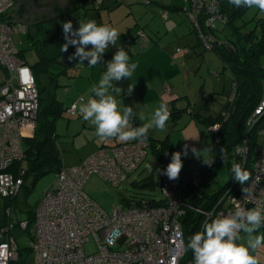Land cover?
Instances as JSON below:
<instances>
[{
  "label": "rangeland",
  "instance_id": "374dc122",
  "mask_svg": "<svg viewBox=\"0 0 264 264\" xmlns=\"http://www.w3.org/2000/svg\"><path fill=\"white\" fill-rule=\"evenodd\" d=\"M17 1L19 3L13 11H16L18 7L21 8L19 11L22 16L19 18L25 19L29 32L37 39L34 46H37L38 43L44 45L45 37L54 36L59 39L58 43L45 52L47 55L54 53L51 55L55 56L60 46L64 45L63 27L59 24L65 20H71L74 29L78 28L79 21L94 20L97 24L110 25L120 32V39L114 48L110 47L104 54L103 62L106 63L111 60L115 51L120 47L129 53V63L137 65L130 77L133 84V98L134 94L137 96L139 91L144 90L148 93L143 91L147 95L143 104L140 97L134 98L140 108L146 107V112L149 114L146 115L141 111L145 116L144 123L148 122L151 114L160 105L157 95L164 93L166 86H171L168 78L177 74V82H179L181 89L183 88L185 96L168 95L167 98H164L163 104H170L168 107L170 115L165 129L163 131L150 129L148 136L160 141L168 139L169 149L171 147V151H168L171 154L181 151L187 146L188 155H182V169L188 173L197 169L202 172L203 179L206 177L208 179L207 193H211L219 185H224L231 178L226 165L224 168L215 165L212 169H208L209 163H205L202 158L197 159L191 151L193 148L201 151L200 155L208 162L215 156V132L212 127L207 128L203 124L202 116L203 118L216 117L220 114L223 106L228 103L234 92L235 81L232 70L226 66L218 51L205 49L190 17L188 2L183 5L181 0H87V2L86 0H73V5L77 9L72 16L68 13L70 8L67 9V7L71 5L68 0ZM177 4L181 8L175 9L174 6ZM56 6L63 8L65 11L62 12H65L64 15L67 16L66 19L59 16L60 19L55 22H59L58 24L51 22V18L56 15L54 9ZM13 11L12 15L14 16L15 12ZM166 11L168 12L167 19L163 17V13ZM262 18H264V12L256 8L244 9L243 16L240 17L236 25L241 28L242 35L255 28H257L256 33L260 35L262 31L257 27V22ZM140 32L142 35H139ZM225 33L233 40L238 39L239 35L235 33L233 27L226 29ZM13 40L19 50H25L29 64H33L39 59L38 50L30 44L25 32L15 28ZM243 43L244 39L241 41V44ZM88 48L90 50L91 45ZM69 56H62V61L58 63L57 58H55V66L49 73V76L57 75L49 87L53 89V93L55 92L64 108L69 107L74 101L80 100L81 97L87 101L91 95L90 89L99 82L106 70L103 63L91 68L87 67V61L84 62L85 65L79 64L78 66L76 63L78 60L73 61L75 62L74 65L69 64L71 61ZM260 62L264 65V55ZM229 64L233 66L231 61ZM3 75L4 68L0 64L1 82ZM51 80L53 81V79ZM114 88L118 89L113 92L118 104L125 106L124 93H127L126 90L118 82H114ZM174 99H176L174 102L176 105L173 104L176 108L182 109L176 119L172 118L173 114L171 113L172 103L170 100ZM201 113H203L202 116L199 115ZM252 113L253 111L250 115ZM131 124L130 122V128ZM231 124L233 127L239 126V117L233 118ZM244 130L246 132L244 137L251 133L253 138H257L258 144L251 157V163L254 165L264 142V135L259 134L260 128H256L254 132L249 130L247 122L246 125L244 124ZM228 131L234 133L232 130ZM26 133L31 134L32 132ZM56 133L58 134L63 163L69 166L80 165L89 156L96 153L101 145H114L121 142L115 138L101 140L97 137L95 127L90 122L84 121L80 114H70L67 109H64L57 118ZM229 135L225 133L223 136V146L234 140V137H229ZM218 137L220 138V135ZM222 149L224 152L226 147ZM227 154L233 158L234 150ZM149 164L153 165L152 171L148 170ZM164 167L165 161H161L149 148L145 161L135 171L131 172L119 186H114L100 174L93 173L86 180L84 190L108 214H112L118 206L124 207L128 200H136L142 197L163 198L161 185L158 184L161 182ZM56 175L55 172H49L37 179L35 183L32 182L30 176L27 177L28 179L26 178V183L17 198L12 204L8 203L7 208H11V216L15 222L22 219H33L45 191L55 182ZM214 178L215 183L212 182ZM3 202L7 203L8 201L0 196V213L2 215L6 213L1 207ZM34 220L35 218L33 223ZM203 222L204 219L200 224ZM12 233L17 239L20 253V258L15 264L22 261L21 259H28L29 264H37L38 258L28 246V231L17 226ZM257 234L264 235V227ZM85 249L88 253L96 252L97 244L93 237ZM252 254L256 257L258 264H264V246L256 249Z\"/></svg>",
  "mask_w": 264,
  "mask_h": 264
},
{
  "label": "built area",
  "instance_id": "2783aa9c",
  "mask_svg": "<svg viewBox=\"0 0 264 264\" xmlns=\"http://www.w3.org/2000/svg\"><path fill=\"white\" fill-rule=\"evenodd\" d=\"M187 2L205 49L214 50L228 43L222 31L230 16L219 0H182L183 5ZM15 8V0H0V64L5 72L0 85V196L10 199L19 195L24 184L25 169L14 167L26 158L25 140L35 134L40 110L35 74L13 40L15 28L27 31L25 19L8 18ZM163 17L168 18L167 11ZM166 89L171 92L170 86ZM235 89L228 101L230 105L236 99ZM67 110L72 115L80 114L78 102ZM229 117L227 111L224 120ZM246 122L249 130L260 128L259 134L264 135V98ZM220 128L221 123L212 126L217 143ZM28 131L32 133L27 134ZM248 141L247 135L234 149L242 167L249 153ZM149 148L148 140L104 145L80 165L63 166L45 191L31 227L28 219L15 222L11 208H7L10 219L0 228V264H15L20 258L19 244L12 233L17 226L28 231V246L37 256V264H193L192 252L185 250L184 218L190 211L203 216L199 229L202 231L206 222L232 215L237 207L264 208L263 142L249 182L241 186L234 181L211 208L197 202L203 195V173L181 169L176 179L162 173L163 198L142 197L108 214L84 190L86 180L98 173L110 184L119 186L145 161ZM171 156L170 151L164 153V169ZM91 237L97 250L88 253L85 247Z\"/></svg>",
  "mask_w": 264,
  "mask_h": 264
},
{
  "label": "clouds",
  "instance_id": "9594fccd",
  "mask_svg": "<svg viewBox=\"0 0 264 264\" xmlns=\"http://www.w3.org/2000/svg\"><path fill=\"white\" fill-rule=\"evenodd\" d=\"M235 8H256L264 12V0H228ZM65 43L61 47L66 52L69 46L75 47V52L69 60L78 59L77 64L95 67L105 64L99 82L91 89V95L79 106V112L86 122L95 127L96 135L101 140L116 138L121 142L140 141L148 139L150 129L163 131L170 112L166 104L161 103L151 114L147 123L139 127H129L136 118L145 120L143 113L134 111L131 106H121L113 95L114 82L130 78L137 65L129 63V53L120 47L111 60L104 63V54L110 47H115L120 39V32L107 24H97L94 20L79 21L78 28H73L71 20L62 24ZM91 45L89 50L88 46ZM128 94H132L133 86H129ZM83 99V98H82ZM197 159L202 158L200 152L191 149ZM182 155H188V147L172 154L170 163L163 170L169 179L178 178L183 167ZM148 170H153L149 164ZM233 179L243 186L250 173L239 164L232 168ZM264 227V208L241 209L237 207L232 215L211 219L204 224L203 230L191 235L185 245V250L193 254V264H258L252 254L264 246V235H258ZM243 234V235H241ZM246 237V240H245Z\"/></svg>",
  "mask_w": 264,
  "mask_h": 264
},
{
  "label": "trees",
  "instance_id": "16d2710c",
  "mask_svg": "<svg viewBox=\"0 0 264 264\" xmlns=\"http://www.w3.org/2000/svg\"><path fill=\"white\" fill-rule=\"evenodd\" d=\"M219 2L221 3L222 9L226 11L230 16V21L227 26L230 25L231 27H233L235 33L239 35L237 40H233L226 35L224 29L222 33L225 34L228 43L226 42V44L217 46L214 49L215 51H218L219 55L226 63V66H228L234 74V81L236 82V99L232 105H230V103L228 102L224 106L219 116L216 119L212 120L209 125V127H212L216 123H221V128L219 130L221 141H218V143L216 142V152L215 156L213 157L214 161L210 168L212 169L215 165L220 168H224L226 165V167H228L231 178L224 185L217 186V188L211 191V193H207V177L203 180V195L202 198L199 199L197 202L202 203L207 208L213 207V205L219 198L220 194L224 191V189L233 184V182L235 181L233 179L232 168L236 164H239L242 167L243 163L241 162L240 158L235 154V152L233 158L232 156L230 158L227 153L231 152V150H234L235 147L242 141L243 137L246 135L247 132L246 126V132L244 130V124L246 125L248 116L253 111L254 107L258 104V102L262 98H264V65H262L260 62L264 55V18L260 19L257 22V27L260 28L262 31L260 35L256 33L257 28L249 31L245 35H242L241 28L236 25V21H238L240 17L243 16V10L246 8H235L231 4H229L228 0H219ZM15 3L18 4L19 2L16 0ZM68 3L71 4L69 7H67V9L70 8L68 10V13L73 16L77 8L73 5V0H68ZM174 8L179 9L181 7L179 4H177L174 6ZM20 9L21 8L18 7L16 11H13L15 12V15L13 16L11 14L8 18H17L22 16L19 11ZM54 9L56 11V15L51 18V22H53L54 24H58L59 22H55L60 19L59 16H63V19L67 18V16L64 15L65 12H62L65 11L63 8H61L60 6H56ZM67 21L68 20H65L63 21V23ZM62 24H59V26H62ZM29 31L30 30L28 29L27 25V31L25 33L28 39L30 40V44L34 46V44L37 43V39L34 38L32 33H30ZM243 39L244 43L241 44V41ZM44 42V45L38 43L37 46H34L38 50L39 59L33 64H29L28 60L26 59L25 50L20 49V56L25 60L27 64L31 66L35 74L36 82L40 91V110L38 116V126L35 131V135L34 137L27 138L25 140L26 158L23 161H18L14 167L15 170L17 169V167H23L25 169L23 186L25 185L28 176H30L32 182L35 183L37 179L49 172H55L57 174L64 166L62 153L58 143V134L56 133V121L57 118L62 114V111L64 109H67L68 107H63L62 102L58 100L55 92L53 93V89L49 87L50 84H53L57 76H49V73L52 71L51 69L55 66L54 59L57 58V63L61 62L62 56H71L75 52V47L69 46L66 52L60 51L55 56H47L45 50L51 48L53 45L58 43L59 39H56L54 36L45 37ZM73 61L75 60H71L69 64H75V62ZM230 61L232 62L233 66H231V64L228 65ZM51 79H53V81ZM118 83H120L127 92V89L130 86L128 79ZM124 97L125 105L133 107L130 104V98L126 93H124ZM176 109L177 108L174 107L172 109V118L174 119L177 118ZM227 111H229L230 117L227 120H224L225 113ZM236 116L239 117L240 125L237 127L235 125L233 127L231 121L233 122V118L235 119ZM242 125L243 128L241 129ZM228 130H232L234 133H230ZM255 130L256 129H254L253 132ZM225 133L230 134L229 137H234V140L231 143L228 142L227 145L223 146L222 140ZM147 140L150 143V148L152 149L153 153H155L161 161H164V153L170 150L168 139L160 141L152 139L148 136ZM248 144L249 153L247 156L246 164L244 167H242V169L247 170L250 173L251 178L253 173L251 157L253 155L255 147L258 144L257 138H253L251 133L249 134ZM224 147H226V149L223 152L222 148ZM208 172L209 170L207 171V173ZM249 180L245 184H247ZM212 182H216L215 178ZM158 185H160V183ZM16 198L17 196L12 199L5 198L8 202L1 203L2 209H4L6 212L8 203L12 204ZM130 201L132 202L134 200ZM126 204H129V200L126 201ZM34 218L35 214L33 219ZM9 219L10 217L7 216L6 213L4 215L0 213V228L4 224H6ZM33 219H28L30 224L33 223ZM202 219H204L203 216L197 215L195 211H190L189 215L184 218L186 240H188L191 235L199 232L200 225L202 224H200V222L202 221ZM21 260L22 261L18 262L17 264H29L28 259Z\"/></svg>",
  "mask_w": 264,
  "mask_h": 264
},
{
  "label": "crops",
  "instance_id": "0c3cea01",
  "mask_svg": "<svg viewBox=\"0 0 264 264\" xmlns=\"http://www.w3.org/2000/svg\"><path fill=\"white\" fill-rule=\"evenodd\" d=\"M239 21V20H238ZM238 21H236V23L238 22ZM229 27H231L230 25L229 26H226V28H225V32H226V29H228ZM61 47L62 46H60V48H59V50H57V53H59L60 51H61ZM50 49V48H49ZM48 50V49H47ZM47 50H45V52L47 51ZM54 50H56V49H54ZM52 55L54 54V53H51ZM51 54H49V55H47V56H52ZM78 63V62H77ZM72 65H74V64H72ZM78 66H79V64H78ZM5 73V72H4ZM177 79H178V76H177V74H175V75H173V76H171L170 78H168V80H170V84H171V92H168L167 91V89H165V92L164 93H161V94H158L157 95V99L159 100V102H160V104L161 103H164L165 102V99L164 98H167L168 97V95L169 96H172V95H177L178 97H181V96H185V93H184V90H183V88L181 89V86H180V84H179V82H177ZM128 81H129V85L130 86H133V84H132V82H131V79L130 78H128ZM1 82V81H0ZM169 84V85H170ZM122 86V85H121ZM167 88V87H166ZM128 90V89H127ZM182 90H183V92H182ZM144 90H142V91H139L138 93H137V96L138 97H140L141 98V103L143 104V102L147 99V95L146 94H148L146 91H144ZM127 95H128V97L130 98L129 99V102H130V104L133 106V109H134V111H136V112H138V113H141V111H143L146 115H149L147 112H146V107H144V108H140L139 106H138V103L136 102V99L134 100V98H137V96H136V94H134V98H133V95L131 94H128V91H127V93H126ZM81 98H83V100H81ZM80 98V100H77V101H74V102H78V107L80 106V104L82 103V102H86V100H85V98L84 97H81ZM178 99V98H177ZM175 100L176 99H174V100H170L171 101V103H172V105H174L175 103ZM73 102V103H74ZM167 103H170V102H167ZM174 103V104H173ZM142 104H140V105H142ZM176 105V104H175ZM174 105V106H175ZM126 106V105H125ZM225 106V105H224ZM224 106H223V108H224ZM175 108H176V106H175ZM223 108H222V110H223ZM185 109H187V108H185ZM177 111V114H176V117H179V114L181 113V110L182 109H176ZM180 112V113H179ZM221 113V112H220ZM199 115H203V113H201V114H199ZM219 115H217L216 117H213V116H209V117H205V118H203V116H202V119H203V124L207 127V128H210L209 127V125H210V122L212 121V120H214V119H216L217 117H218ZM147 118H148V116H147ZM135 121V122H134ZM134 121L132 120L131 121V127H139V126H142L143 124H144V121H141V120H139L138 118H136V119H134ZM129 127H130V125H129ZM152 139H154L153 137H151ZM115 140H117L116 138H115ZM155 140H158V139H155ZM128 142H130V141H128ZM120 143H122V142H120ZM104 145H101L98 149H100L101 147H103ZM216 147V146H215ZM170 149H171V147H170ZM95 151H97V150H95ZM95 151H93V152H95ZM171 151V150H170ZM92 152V153H93ZM214 160V158H211V160H210V163H209V165H208V169L211 167V163H212V161ZM64 166H69V165H65L64 164ZM184 170V169H183ZM198 170V169H197ZM185 171V170H184ZM206 171V170H205ZM204 180V179H203Z\"/></svg>",
  "mask_w": 264,
  "mask_h": 264
}]
</instances>
